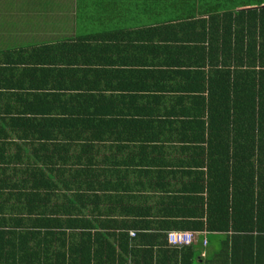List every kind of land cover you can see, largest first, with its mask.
Segmentation results:
<instances>
[{
    "label": "trees",
    "instance_id": "trees-1",
    "mask_svg": "<svg viewBox=\"0 0 264 264\" xmlns=\"http://www.w3.org/2000/svg\"><path fill=\"white\" fill-rule=\"evenodd\" d=\"M198 3L200 17L151 27V36L140 33L124 48L145 58L153 51L157 66L184 67L162 79L131 71L133 57L124 56L123 81L102 86L91 66L101 60L100 43L91 39L66 40L70 61L60 64L61 49L45 59V44L0 42V264H264V0ZM79 73L96 79L86 94L72 93ZM159 82L176 84L167 107ZM116 90L124 95H105ZM119 97L122 107L112 104ZM119 121L140 151L138 171L101 168L111 157L93 151L104 140L97 134ZM157 131L184 141V159L173 164L181 169L170 172L184 184L149 214L147 200L127 201L131 187L120 182L162 178L142 155L162 137ZM136 151H125L124 164ZM172 230L197 239L168 246Z\"/></svg>",
    "mask_w": 264,
    "mask_h": 264
},
{
    "label": "crops",
    "instance_id": "crops-1",
    "mask_svg": "<svg viewBox=\"0 0 264 264\" xmlns=\"http://www.w3.org/2000/svg\"><path fill=\"white\" fill-rule=\"evenodd\" d=\"M198 2L199 0H0V42L3 47L10 44L15 47L24 46V48H39L45 44L47 45L46 47L50 46V50L43 51L45 52V56L41 55L40 57L48 59L50 56H58L60 54V49L63 52V46L66 40L91 39L93 41H99L100 43V48L96 50L95 53L101 55V60H99V63L91 66L100 69L101 74L99 75V79L101 80L102 86H111L115 85L113 83L116 81H123L124 73L122 72H124V68L118 63L117 59L124 56L133 57V59L131 58L133 61L131 71L142 70L144 74L149 73L162 79L166 76V72L175 71L180 73L184 71V67H182V70L176 68V66L173 68H169V66L166 65L157 66L153 61V51L151 48L146 49L152 51L150 54H146V58L142 51H138V53L135 52L134 55H126L124 48L128 46L132 49L133 45L138 43L140 39L139 36H142L139 34H146L145 30L148 29L147 32H149L151 27L172 25L178 22L181 23L185 16L200 17L201 14L198 10L201 9L202 6ZM124 34L128 37L132 35L136 36L135 38L137 39L134 40L137 41L133 40L131 43L129 39H124L127 38ZM143 36L151 35L146 34ZM142 40L148 47H153L150 46L153 45L152 42H147L150 41V39ZM165 55L167 54L159 58L163 60ZM141 57H143L144 60L136 66L137 60ZM178 59H184V56ZM145 60H148V62ZM68 61H70V58H64L63 52V57L59 59L58 63L60 64ZM143 62H147L148 64L142 65L141 63ZM64 67H67L69 76L74 75L75 71L72 67L63 65V68ZM81 67L86 66L81 65ZM200 69L204 71V73L207 72L208 66L206 62ZM118 72L119 75H115ZM107 75L108 78L104 77ZM94 80L96 79L84 78L79 73L75 77L73 84L74 87L77 86L75 88L76 90L72 93H88L86 91L89 89L85 86L88 87L93 85L92 83ZM112 80H114V82L111 84ZM199 82L200 81L191 79L189 85L197 87L201 85ZM180 83L184 85V80ZM175 85L174 82H159V85H157V87L161 86L166 88L162 93L164 95L161 99V101L164 102L163 106H169L174 99L173 96L178 97V94L174 95L171 93V91L175 89H172ZM182 85L179 84V86ZM186 85L188 86L187 83ZM96 93L99 94L101 92L97 90ZM118 93L124 95V93L118 90L110 91L105 95H115ZM102 99H104V96L100 98V100ZM120 100L121 97L115 99V103L112 104L121 106L119 103ZM98 104L100 103L98 102ZM102 104L107 105L109 103L106 101L104 103L103 101ZM135 105H140V101L132 104V106ZM122 116L126 117L124 115ZM134 116V113H131V115L126 118L133 119ZM172 119L174 118L172 117L170 120ZM125 131H127L125 122L119 121L118 124H110L109 130H107L106 133L100 131L97 134L104 140L94 145L93 151L99 150L102 156L106 155L107 157H111L107 163H102L100 166L101 168L107 169L114 167L124 171H138V169H141V166L137 165L142 161H139L138 158V153H140V151H136V148H131V146L133 147V143L125 139ZM133 131L134 129H131L128 132ZM156 133L162 137H159L154 144L148 145L149 147L142 155L145 156V158L148 157L147 161H150L151 167L149 170L156 171V173L159 171L160 173L158 174H160L162 178L158 182H153L150 178L146 179L136 174L135 176H131L130 179H127V181L120 182L128 183L127 185L131 187L125 194L129 195L127 201H133L138 199V197L147 200L143 202L145 205L143 210L144 212L148 211L149 214L153 212L151 208H155V202L163 201L169 197V194L177 193V187L183 186L184 184V178L180 181V178L174 179L172 178L173 175L170 174L172 171L177 170L179 172V169H181L175 167L173 164L184 159V141L175 142L172 139V135H168L169 138L164 137L169 131H157ZM128 136H131V134H127V138ZM160 138L163 139L159 141ZM125 145H128L130 148L128 147L129 149H126ZM155 145L158 147L156 148ZM132 149L136 151L133 159L129 160L131 161L129 165L124 164V157L129 156L125 154V151H131ZM112 155H115L117 160L113 158ZM119 161L122 163L117 165ZM107 193L111 194L113 192ZM180 193L184 195L183 191ZM102 202L105 203L107 200L102 198ZM129 236L132 238L135 235L131 236L129 234ZM204 238L206 239V237Z\"/></svg>",
    "mask_w": 264,
    "mask_h": 264
},
{
    "label": "built area",
    "instance_id": "built-area-1",
    "mask_svg": "<svg viewBox=\"0 0 264 264\" xmlns=\"http://www.w3.org/2000/svg\"><path fill=\"white\" fill-rule=\"evenodd\" d=\"M131 236L135 235L134 231H130ZM198 232H189V231H168L166 233V241L168 246H177L182 244H190L195 242L197 239Z\"/></svg>",
    "mask_w": 264,
    "mask_h": 264
}]
</instances>
